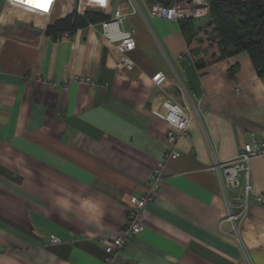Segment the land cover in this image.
<instances>
[{
    "label": "crops",
    "instance_id": "obj_1",
    "mask_svg": "<svg viewBox=\"0 0 264 264\" xmlns=\"http://www.w3.org/2000/svg\"><path fill=\"white\" fill-rule=\"evenodd\" d=\"M81 1L58 0L43 21L0 0V264H264V157L250 162L241 240L212 169L254 138L264 145V78L248 52L215 60L209 15L193 18L190 41L181 20L150 13L161 1L110 0L93 10L120 9L137 43L135 67L118 70L121 54L89 25L57 40L45 34ZM87 76L97 84L80 81ZM177 76L197 112L141 230L109 263L105 247L125 228L131 196L148 190L170 149L167 132H178L157 114L167 97L186 102Z\"/></svg>",
    "mask_w": 264,
    "mask_h": 264
},
{
    "label": "built area",
    "instance_id": "obj_2",
    "mask_svg": "<svg viewBox=\"0 0 264 264\" xmlns=\"http://www.w3.org/2000/svg\"><path fill=\"white\" fill-rule=\"evenodd\" d=\"M57 1L51 0L49 10L45 12L32 7L28 0H7L11 7L38 15L43 21H48L55 10ZM37 2H43V0H37ZM109 3L110 0H102V2L101 0H82L74 10L84 14L88 10L108 7ZM209 7V1L207 0H178L170 4L155 3L151 6L150 13L167 20L180 21L187 18L205 16L209 13ZM124 19L125 15L121 10L115 9L113 14L107 19L98 23H89L88 25L93 27L102 38L113 45L121 54L116 63V68L118 70H132L135 67V61L129 53L136 48L137 43L134 29L123 28ZM66 35L67 33H65ZM180 58H183V55H180ZM163 77V72L159 71L152 76V81L160 84ZM80 81L91 86L97 84L95 79L90 76L81 77ZM176 82L186 102L179 103L173 98L167 97L161 102L157 114L176 127L178 132L173 130L167 132L170 149L165 154L164 160L153 170L148 190L140 196H131L132 204L125 228L113 237L111 243L105 247V251L108 254L106 261L109 263L113 262V255L123 248L126 239L141 230V215L145 206L156 198L163 179L162 171L166 163L170 159H176L180 156L181 152L176 148L177 141L181 136L188 134V124L194 112H197L196 105L192 102L185 81L180 76H177ZM258 157H264V145L254 138L243 145L238 157L229 161L216 162L212 166L221 182L223 194L226 197L228 208L226 218L231 223V229L238 240H241V224L246 218L254 198L253 184L250 181V162ZM230 190L237 191L236 200L229 198L228 192ZM59 241L60 239L55 235L51 237L52 243H58Z\"/></svg>",
    "mask_w": 264,
    "mask_h": 264
},
{
    "label": "trees",
    "instance_id": "obj_3",
    "mask_svg": "<svg viewBox=\"0 0 264 264\" xmlns=\"http://www.w3.org/2000/svg\"><path fill=\"white\" fill-rule=\"evenodd\" d=\"M209 5L205 38L211 48H217L214 59L246 51L258 75L264 78V0H211ZM108 17L100 10H88L84 14L73 10L49 23L45 34L57 40L65 33L73 34L89 23H98ZM193 20H181L190 41L197 31ZM197 65L203 66L198 62Z\"/></svg>",
    "mask_w": 264,
    "mask_h": 264
},
{
    "label": "snow or ice",
    "instance_id": "obj_4",
    "mask_svg": "<svg viewBox=\"0 0 264 264\" xmlns=\"http://www.w3.org/2000/svg\"><path fill=\"white\" fill-rule=\"evenodd\" d=\"M28 3L34 8L47 12L49 10L51 0H43V2H37V0H28Z\"/></svg>",
    "mask_w": 264,
    "mask_h": 264
},
{
    "label": "water",
    "instance_id": "obj_5",
    "mask_svg": "<svg viewBox=\"0 0 264 264\" xmlns=\"http://www.w3.org/2000/svg\"><path fill=\"white\" fill-rule=\"evenodd\" d=\"M161 1L162 3H170L169 0H159Z\"/></svg>",
    "mask_w": 264,
    "mask_h": 264
},
{
    "label": "rangeland",
    "instance_id": "obj_6",
    "mask_svg": "<svg viewBox=\"0 0 264 264\" xmlns=\"http://www.w3.org/2000/svg\"><path fill=\"white\" fill-rule=\"evenodd\" d=\"M163 4H170V3H163ZM208 15V14H207ZM151 180V179H150ZM50 241H51V239H50Z\"/></svg>",
    "mask_w": 264,
    "mask_h": 264
}]
</instances>
